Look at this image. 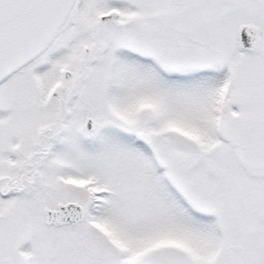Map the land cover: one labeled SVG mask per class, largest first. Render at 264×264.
<instances>
[{
  "label": "snow or ice",
  "instance_id": "obj_1",
  "mask_svg": "<svg viewBox=\"0 0 264 264\" xmlns=\"http://www.w3.org/2000/svg\"><path fill=\"white\" fill-rule=\"evenodd\" d=\"M0 264H264V0H0Z\"/></svg>",
  "mask_w": 264,
  "mask_h": 264
}]
</instances>
